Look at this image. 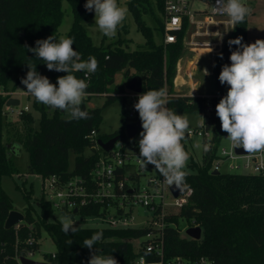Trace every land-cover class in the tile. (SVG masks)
Segmentation results:
<instances>
[{
  "label": "trees",
  "instance_id": "trees-1",
  "mask_svg": "<svg viewBox=\"0 0 264 264\" xmlns=\"http://www.w3.org/2000/svg\"><path fill=\"white\" fill-rule=\"evenodd\" d=\"M65 1L72 16V22L65 38H72L73 48L81 55L82 60L94 56L98 61L95 73L88 74L87 93L107 94L105 101L99 108H88L86 103L91 97H86L81 109L89 113L90 119L68 121L64 111L51 109L31 99L32 108L39 113L38 127L33 128V118L29 112H22V129L14 134L15 146H20L28 156L27 172L40 177L56 176L60 181L77 176L88 180L94 164L100 154L104 153L97 148V141L106 142L112 137L119 136V142L126 143L127 138L123 130L107 135L95 136L102 119V111L116 100H121L120 121L126 124V100L118 94L124 93L125 83L134 76L142 80V92L164 88L170 94L168 107L177 114H201L206 106V99L199 95H173L172 82L175 76L176 64L184 52L183 39L188 23L184 21L181 30L174 31L175 42L164 44L161 40L155 43L153 30L163 39L164 0H154V5L160 19L154 14L151 0H128L127 9L131 13L138 31L144 38V44L129 51L127 39L94 45L86 25L91 23L93 11L89 12L84 5L86 0H0V179L13 178L17 174L10 151L2 141L5 123L4 105L9 97L1 95L14 81L11 90L26 78L29 70L26 64H36L40 75L49 78L51 83L67 73L49 71L44 61L37 59L35 54L27 51L28 47H36V41L49 36H58L63 11L62 2ZM148 7V8H147ZM149 14L155 23L160 26L151 28L145 24L143 15ZM248 19L231 29L224 38L220 51L216 54L213 68L214 95L227 94L228 85H222L218 79L222 67L231 63V51L237 46L229 47L228 41L243 37L247 42ZM118 29L125 31V25ZM222 53L223 58H220ZM122 73L124 82L116 84L115 76ZM84 72H75L78 78H85ZM31 98V97H30ZM210 103L217 105L215 97ZM205 123H211L214 132L219 130L216 117L203 116ZM89 150V155L84 151ZM72 154L73 167L68 169L69 155ZM215 157V149H203L201 161L190 160L189 173H186V188L191 189L188 201L176 213H169L164 217L162 229L163 250L165 257H181L187 260L203 258L212 264H264V176L221 172L212 175L211 164ZM24 186V185H23ZM22 190L18 185L15 188L21 191L25 205L22 208L23 222L15 234L13 228L5 230L4 221L12 210L13 204L9 196L0 185V264H14L16 243L18 249L24 248V242L31 235L39 239L42 232L51 239L54 247V258L45 254L51 264H88L90 250L83 247V240L91 238L97 232H103V238L97 241L95 247L101 249V254L112 255L118 264H138L140 255L147 263H153L155 257L145 252L143 244L145 236L155 233L151 227L110 229L85 228L75 234H65L62 224L53 217L51 205L42 199L36 200L34 205L29 203L32 193L31 186ZM37 210V211H36ZM100 205L80 210L81 217L90 214H99ZM186 221L189 227L198 226L201 235L198 240L187 236L181 237L178 228L179 222ZM17 236V240H16ZM127 239L140 240V253L135 254ZM72 240L70 245L67 241ZM33 244L31 248H37ZM20 253V252H19ZM18 253V254H19Z\"/></svg>",
  "mask_w": 264,
  "mask_h": 264
},
{
  "label": "clouds",
  "instance_id": "clouds-1",
  "mask_svg": "<svg viewBox=\"0 0 264 264\" xmlns=\"http://www.w3.org/2000/svg\"><path fill=\"white\" fill-rule=\"evenodd\" d=\"M84 7L89 12L94 10L95 25L108 38L116 36L128 14L127 7L120 5L118 0H86ZM212 12L226 16L234 29L252 13V8L244 0H215ZM219 39H223L222 34ZM242 41L243 37L228 41L230 48L232 45L237 48L231 51L230 65L225 64L218 77L222 85L229 87L227 94L216 105V115L233 149L242 148L247 154H256L264 152V40L257 39L253 43ZM35 43L36 47H24L44 61L49 71L67 74L58 77L57 84H53L37 72L36 64H26L29 70L26 78L21 80L26 86V94L51 109L64 111L69 122L90 119L89 113L81 109L88 94V82L74 73H95L98 68L96 58L90 56L88 60H82L80 53L73 48L72 38L62 36L57 40L52 35ZM209 48L208 53H211L213 49L210 45ZM220 58H223L222 53ZM205 72L209 74L207 70ZM169 103L164 88L139 95L134 108L139 113L143 130L139 133L141 139L137 159L143 169L153 165L163 177V183L183 192L187 187L185 168L190 159L183 141L190 131V120L187 115L177 114L169 108ZM198 125L205 126L202 115H199ZM204 147L207 151L209 146ZM59 219L65 234L80 231L70 216L63 215ZM102 238L103 232L97 231L91 238L83 240L82 246L90 250L88 264H118L111 254L103 255L101 249L95 247ZM67 242L70 245L73 243L72 240Z\"/></svg>",
  "mask_w": 264,
  "mask_h": 264
},
{
  "label": "built area",
  "instance_id": "built-area-1",
  "mask_svg": "<svg viewBox=\"0 0 264 264\" xmlns=\"http://www.w3.org/2000/svg\"><path fill=\"white\" fill-rule=\"evenodd\" d=\"M215 4L213 0L212 6ZM195 12L191 10L189 0H164L163 6V43L170 44L175 42L174 31L181 30L184 21L188 25L194 27V31L190 34V39L187 45L196 47H210L213 51L218 52L221 49L222 42L228 34L227 28L231 25L228 20L222 23L226 27L225 32H220L218 26L221 23L219 19H228L226 16H220L212 12ZM218 19V20H217ZM215 27L213 35L217 37L216 42H196L195 38L201 36H209V26ZM223 35V39H219V35ZM185 38V37H184ZM193 63L185 70L183 75L182 85L185 86V81H191L193 76ZM87 78L88 74H84ZM176 79L174 78L173 83ZM172 83V86H173ZM26 87V86H25ZM141 93H135L126 90L124 93L118 94L120 98L126 100V124H133L140 121L139 113L135 110L134 105L138 102V97ZM168 93V92H167ZM22 93L20 95H24ZM173 95H196L194 85L189 84L187 92L172 91ZM3 96L9 98L15 95L13 92L1 93ZM29 95V94H27ZM104 97L107 94H102ZM170 94L168 93V96ZM226 94L215 96H206V106L203 113L200 115H207L208 117H216L217 126L219 130L214 132L211 123L206 124L204 127L190 129L186 135L188 139L198 137L203 140L204 146L208 145V150L215 149V157L211 164V171L262 175L264 176V152L256 154L242 153L238 154L233 149L230 142L226 139L227 133L222 131L221 122L216 115V106L210 103V98L215 97L218 104L220 99ZM97 96V94L88 93L86 97ZM33 97V96H32ZM203 97V96H201ZM8 98V99H9ZM15 107H6L4 110L15 111ZM28 106L22 109H17L15 114L20 115L22 112H27ZM137 131L135 137L142 131ZM97 133L91 132L92 136ZM126 136V135H125ZM140 136V135H139ZM127 138V137H126ZM222 140L228 141V148L220 147ZM139 141L127 138L126 143L119 142L114 144L113 149L109 153H102L99 155L94 164V168L88 180L81 179L77 176L69 177L65 181H60L58 177L52 175L49 177H40L42 200L49 203L53 210L59 211L64 215L79 217L81 220L86 218H100L106 223V228L110 229H127L133 228L135 217L138 216V211L143 210L148 212L145 216V221L141 226L136 228L151 227L155 233L151 232L145 236L146 243L143 248L146 253H150L155 257L153 263H147L145 257L140 255L136 262L138 264H212L211 262L200 258L199 260H187L181 257L168 258L164 255L162 229L164 228V217L169 213H176L188 201L191 194V189L185 190L177 197H173L169 187L163 183V177L159 175H149L145 182L141 185L139 176L146 169H143L137 159L139 155ZM203 146V149L205 147ZM97 148L98 145H97ZM242 149V148H237ZM103 152V151H102ZM150 170L154 168L153 165H148ZM95 205H100L102 211L99 214H90L81 217L80 210ZM74 211H76L74 213ZM21 224V223H20ZM20 224H16L13 229L15 234L20 228ZM78 224V223H76ZM17 240V236H16ZM39 239H34L31 235L24 242V248L18 249L16 243L14 264H20L21 257L30 258L34 252L38 250ZM33 244L38 245L37 248H31ZM139 247L138 252L140 253ZM20 252V253H19ZM19 253V254H18ZM50 258H54V253L50 254ZM143 258V260L141 259ZM44 263H50L47 260Z\"/></svg>",
  "mask_w": 264,
  "mask_h": 264
},
{
  "label": "rangeland",
  "instance_id": "rangeland-1",
  "mask_svg": "<svg viewBox=\"0 0 264 264\" xmlns=\"http://www.w3.org/2000/svg\"><path fill=\"white\" fill-rule=\"evenodd\" d=\"M128 0H118L119 4L122 6L127 7L126 2ZM244 2L249 5L252 8V13L248 17V23H247V42L253 43L257 39L264 40V0H244ZM190 7L192 11L195 12H211V6L213 3V0H189ZM151 7L154 11V14L160 19V13L155 8L154 0H151ZM148 8V7H147ZM62 11H63V17L60 23V26L58 28V36L57 40L60 37H65L67 31L69 30V27L72 22V16L70 13V8L68 4L63 1L62 2ZM143 20L145 21V24L151 28H155L156 25L160 26V21L158 23H155L154 20L149 16V14L143 15ZM162 20V16H161ZM162 22V21H161ZM125 25V31L118 29L117 34L113 38H108L104 36L100 31L98 30L97 26L95 25V12L93 10V17L91 20V23L86 25V30L93 42L94 45H100L103 38L104 43H109L116 41L117 39H127L126 45H123L127 50L134 51L138 48H140L144 44V38L142 34L138 31L137 25L131 15V13L128 11L127 17L124 20L123 24ZM122 27V26H121ZM194 31V27L192 25H188L185 35L188 37L192 32ZM229 33V30H228ZM185 37V36H184ZM153 40L155 43L163 41L159 34L153 30ZM180 59V58H179ZM210 59H212L210 56L202 59L203 66H207V69L210 73V76L203 77L201 75V72L198 74V81L199 85L197 88V92L199 94L213 96L214 91V85L212 81V75H211V62ZM179 61V60H178ZM208 61V62H207ZM177 74V68L175 70V76ZM184 75V73H183ZM174 76V78H175ZM173 78V80H174ZM14 81H11L9 83V88L5 92L1 93H9L13 92L15 95L12 97H15V99L18 100L19 104L17 107H15V111L17 109H22L24 106H28V111L33 118L32 127L37 128L38 122L37 119L39 117V113L35 111L31 106V98H28L26 96L20 95L25 92L26 87L20 82L15 86L14 90H11V86ZM115 82L116 84H122L124 82L122 73H117L115 76ZM173 83V82H172ZM53 84H57V81H55ZM58 86V85H57ZM173 91V88H172ZM200 96V95H199ZM30 97V96H29ZM206 97V96H203ZM105 101V97L100 94L97 96H93L90 98V100L86 103V106L88 108H99L102 106V104ZM121 100H116L109 106H107L102 111V119L101 122L97 128V134L99 135H107L112 134L114 132H118L123 130L125 135V129L120 121V111H121ZM15 111L12 113L10 110H4L5 113V123L6 125L3 128V135H2V141L3 143L8 147V150L10 151V156L12 158V163L15 169H17V174L13 176V178L8 177H2L0 179V185L1 188L4 190V192L9 196L13 208L15 211H18L22 214V208L25 205V201L22 198L21 191L22 186L28 190L31 186L32 193L29 199V203L31 205H34L36 203V200H39L42 198V191H41V179L38 175L35 174H29L27 172V163H28V156L27 153L20 147L15 146L17 149L15 153H12L13 146L15 144V136L14 134L18 132L20 129H22V120L20 118V115L15 114ZM200 114H187L189 120H190V129L193 128H199L198 120H199ZM64 116L67 117V113L64 112ZM185 150L189 153L190 159L187 162V166L185 168L186 173H189L190 170L188 168V163L192 159L196 162H200L202 158V152H203V146L204 142L202 139L198 137H193L191 139H188L187 137L183 141ZM199 145V147L197 146ZM220 147L228 148V141L222 140ZM89 150H85L84 154L89 155ZM73 155H69L68 160V169L71 170L73 167ZM149 175H159V173L156 171L155 168L149 169L147 168L143 173L139 176V182L142 185L145 182V179ZM15 185H18L20 187V190L15 188ZM37 211V210H36ZM138 216L135 217L134 224L132 225L133 228L141 226V223L145 221V216H147L148 212L139 210ZM23 215V214H22ZM59 211H53V217L60 221L59 217L63 216ZM74 222L78 223L80 226L85 228H106V223L102 221L100 218H86V219H80L79 217H74L72 219ZM189 227V223L186 221L179 222L178 228L180 231L181 237H186L185 230ZM127 242H129L132 246V250L134 253L138 252L140 247V240L139 239H127ZM39 247L38 250H36L30 258H28L31 261L35 262H45V254H53L55 252V247L49 238V236L42 232L39 241H38Z\"/></svg>",
  "mask_w": 264,
  "mask_h": 264
},
{
  "label": "crops",
  "instance_id": "crops-1",
  "mask_svg": "<svg viewBox=\"0 0 264 264\" xmlns=\"http://www.w3.org/2000/svg\"><path fill=\"white\" fill-rule=\"evenodd\" d=\"M248 17H247V19H248ZM227 20L228 19H219V21H221V23L218 26V30L220 32H225L226 31V27H225V25L222 22L223 21H227ZM231 29H232V25H229L227 30H229V32H230ZM214 30H215V27L213 25L209 26L210 35L209 36L197 37V38H195V41L196 42H201V41H204V42H216L217 41V37H215L213 35ZM189 39H190V35L188 37H186V35H185V38L183 39L184 52H183L182 56L180 57L179 61L176 64L177 74L175 76L176 80L174 81L172 88H173V91H181V90H183V91L187 92L189 90V84H193L195 92H196V95L208 96V95L199 94L197 92V88H198V85H199L198 74H199V72H201V75L203 77L210 76V73H209V71L207 69V66H203L204 64H202V59L210 56L212 58V59H210V62H211V69H212L211 75H212V81H213L214 59H215L216 54L219 51L218 52L212 51L211 53H208L210 51V48H207V47H196V46L194 47V46H191V45H187L186 44V40L188 41ZM190 63L194 64L192 80L191 81H185L186 85L185 86L182 85V87H181V81L184 78L183 77V73L189 67ZM205 70H207V72L209 73L208 75H206ZM24 93H26V92H24ZM213 94H214V91H213ZM23 96H26L28 98L32 97L31 95H27V94H24ZM13 149L14 150L12 151V153H15V151L17 149L15 147H13Z\"/></svg>",
  "mask_w": 264,
  "mask_h": 264
},
{
  "label": "water",
  "instance_id": "water-1",
  "mask_svg": "<svg viewBox=\"0 0 264 264\" xmlns=\"http://www.w3.org/2000/svg\"><path fill=\"white\" fill-rule=\"evenodd\" d=\"M125 89L131 92H135V93H141L142 92V80L140 76H134L132 79H130L129 81H127L125 83ZM19 104L18 100L15 98H9L7 99L5 106L6 107H17ZM125 129V135L127 138L129 139H135V141H139L141 139V137L138 135L137 137H135L136 133L138 130L141 129V122L137 121L136 123L133 124H128L124 126ZM119 136H115L112 137L111 139H109L106 142H102L101 140L97 141V145L98 147L104 152V153H109L112 149L114 144L118 141ZM236 153L238 154H242V153H246L244 149H236L235 150ZM212 175H218V172L216 171H212ZM169 190L171 192V194L173 195V197H177L179 194H181L182 192H179V190H177L175 188V186L169 187ZM76 211H74L75 213ZM23 222V215L15 210H12L8 213L4 224H3V228L5 230H9L11 228H13L16 224H20ZM185 235L190 238V239H194V240H198L200 238L201 235V229L198 226L195 227H188L185 230ZM20 264H51V263H42V262H35V261H31L27 258L21 257L19 259Z\"/></svg>",
  "mask_w": 264,
  "mask_h": 264
}]
</instances>
